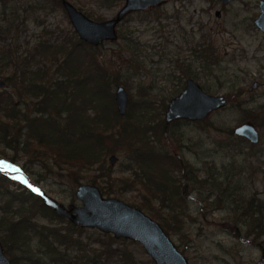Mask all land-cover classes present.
I'll list each match as a JSON object with an SVG mask.
<instances>
[{"label": "rangeland", "instance_id": "rangeland-1", "mask_svg": "<svg viewBox=\"0 0 264 264\" xmlns=\"http://www.w3.org/2000/svg\"><path fill=\"white\" fill-rule=\"evenodd\" d=\"M40 1L47 3L39 7ZM68 1L96 21L113 18L123 3L115 0ZM257 2L235 0L222 5L216 0H168L162 6L128 15L117 26V39L104 41L95 50L96 60L109 80H118L126 90L127 111L132 104L131 115L140 117L144 124L164 121L168 101L182 91L187 78L194 79L205 92L221 94L228 99L226 107L213 112L203 122L182 120L167 124L165 134L146 133L156 150H166L194 169L195 181L187 187L188 195L177 188L173 196L181 219L172 221V230L168 234L190 264H255L259 260V251L252 244L251 236L246 235L245 226L234 219L243 199L264 200V34L252 24L258 13ZM50 6L49 0H13L7 4L4 15L0 14V19L3 16L6 23L13 21L17 28L4 39L0 32V44H8L14 50V56H19L14 60L17 65L24 52H32L39 40L61 39L65 33L74 31L66 13L59 7ZM1 7L0 4V11ZM203 43L214 48L217 57L214 64L207 58V53L200 56L203 47L199 45ZM62 59L59 57L56 62L47 63L49 82L57 77L56 67ZM12 70V66H6L0 79L4 80ZM110 84L114 96L117 85ZM254 84L257 85L254 87ZM3 91L11 94L14 100L19 99L12 85L6 83L0 88V92ZM38 99L28 96L24 113L33 116L31 113ZM87 112L93 114L91 109ZM243 122L253 124L259 132L260 141L253 148L233 132L228 134ZM20 154L15 155L11 149L0 146V185L3 183L0 191L7 189L10 195H21L27 200L24 206L31 205L34 212L40 209L41 201L23 186L22 178L30 180L65 206L80 204L75 196L80 184L99 187L100 183H106L101 179L100 183H91V176L99 174L97 165L81 171V175L74 178L67 167H54L51 173L40 162L29 163ZM112 154L118 158L114 165L108 160ZM112 154L106 156L104 165L111 167L113 181L110 183L113 190L118 191L124 186L123 179L134 174L127 167L131 149L122 143ZM173 174L179 176L177 170ZM111 197L134 206L141 202L142 193L139 188H134ZM8 200L0 193V219L5 214L1 207ZM38 214L40 216L34 219L37 225L71 227L65 218H56L48 211L42 210ZM5 216L10 220L18 218V214L11 211ZM232 224L239 227L241 238L234 237L226 229ZM1 225L0 242L7 258L16 264H37L35 260L49 264L51 257L41 253L42 248L34 235L28 234L26 240H20L17 246L14 244V249L12 246L10 249L3 239L9 224L3 222ZM82 229L84 241L88 237L96 241L112 236L96 229ZM112 238V248L130 252L140 264L152 262L138 242ZM91 243L92 247H98L97 242ZM60 253L64 254L61 258L64 263L77 264L74 251H64L62 247Z\"/></svg>", "mask_w": 264, "mask_h": 264}, {"label": "trees", "instance_id": "trees-1", "mask_svg": "<svg viewBox=\"0 0 264 264\" xmlns=\"http://www.w3.org/2000/svg\"><path fill=\"white\" fill-rule=\"evenodd\" d=\"M11 1L13 0H0L1 15H4V10ZM49 1L50 8L59 7L64 11L61 0ZM46 3L40 1L39 7ZM1 18L0 32L3 34L1 39H4L11 36L17 28L13 21L6 23L7 19L3 16ZM97 46L81 41L72 31L65 33L61 39L39 40L32 52H24L21 63L17 65L14 60L19 56H14V50L8 44H0V77L6 66H12L13 70L5 77L4 82L16 89L19 98L16 101L11 94L0 92V146L11 149L15 155L21 152L20 155L25 156L29 163L40 162L51 173L54 172V167H67L74 178H78L81 171L97 165L99 174L90 179L93 184L100 183L99 179L106 182L100 183L98 187L105 197L139 188L142 199L133 207L147 213L169 234L172 221L181 219L173 196L177 188L188 195L187 187L195 181L194 169L170 152L156 150L153 142L146 136L147 132L154 136L165 134L168 125L163 119L155 125L144 124L140 117L131 115L134 110L132 104L124 117L118 114L110 83L118 86L119 81L109 80L105 69L97 62ZM199 46L203 47L201 57L207 53L210 62H216L217 57L210 44L203 43ZM207 50L209 51L206 52ZM59 57L63 59L56 67L58 75L49 82L46 65L56 62ZM28 96L39 97L34 104L36 107L30 112L33 116H28L23 111ZM88 109L93 110L92 115L87 114ZM178 122L180 121L174 123ZM228 134L232 135V131H228ZM122 143L131 149L127 167L134 174L131 178L123 179L124 186L114 191L110 183L113 181L111 167L104 163L106 156L114 153ZM249 145L253 148L256 144ZM175 170L179 172V176L173 174ZM2 185L3 183L0 187ZM6 190L0 191L9 198L5 206L1 207L3 213L11 211L18 214L16 219H7L5 214L0 219V228L3 222L9 224L5 230L7 234L3 236L7 244L16 245L20 240L27 239L26 233H31L37 238L42 248L41 253L51 257L49 264H68L61 260L64 256L60 253L62 247L64 251L70 249L75 252L74 260L77 264H140L130 252L112 248V236L96 241H91L88 237L84 241L81 238L83 229L73 226L69 221L70 228L37 225L34 219L40 216L38 213L42 210L56 218L63 217L42 204L38 212H34L31 205L24 206L27 201L24 197L13 193L10 195ZM155 201H158L157 204ZM238 206L234 219L243 223L246 235L251 236L252 244L259 251V260L255 264H264V200L250 197L243 199ZM226 229L234 237L241 238L237 225H228ZM73 231L78 232L75 234ZM91 242H97L98 247H92ZM35 263L40 264L37 260Z\"/></svg>", "mask_w": 264, "mask_h": 264}, {"label": "water", "instance_id": "water-1", "mask_svg": "<svg viewBox=\"0 0 264 264\" xmlns=\"http://www.w3.org/2000/svg\"><path fill=\"white\" fill-rule=\"evenodd\" d=\"M163 1L165 0H125L113 18L103 21L89 18L68 0H62L61 3L78 38L89 45L97 46L104 41L117 39V25L128 14L151 8ZM219 1L227 3L231 0ZM259 10L253 24L264 32V0L260 1ZM4 86V80L0 79V88ZM114 103L118 114L125 116L129 98L120 85L115 89ZM227 104L228 100L224 95L209 94L194 79L187 78L182 91L168 101L164 121L166 124L178 120L201 121ZM232 132L251 144H258L260 141L259 132L251 123H240ZM117 159L114 154L108 157L111 165ZM22 183L33 195L40 198L44 206L76 227L96 229L111 234L116 239L138 242L154 264H190L156 220L120 199L103 196L96 185L80 184L75 192L80 204L65 206L30 180L22 178ZM0 264H11L4 254L1 242Z\"/></svg>", "mask_w": 264, "mask_h": 264}, {"label": "flooded vegetation", "instance_id": "flooded-vegetation-1", "mask_svg": "<svg viewBox=\"0 0 264 264\" xmlns=\"http://www.w3.org/2000/svg\"><path fill=\"white\" fill-rule=\"evenodd\" d=\"M62 1V0H61ZM115 1H122L123 3H122V5L124 4V1L125 0H115ZM168 0H165V1H163L161 4H158V5H156V6H153V7H151V8H147V9H145V10H140V11H134V12H132V13H130V14H128V15H131V14H133V13H140V12H144V11H148V10H151V9H153V8H156V7H159V6H162L163 4H165L166 2H167ZM217 2H219L220 4H222V5H227V4H230V3H232L233 1H235V0H231V1H229V2H227V3H223V2H221V1H219V0H216ZM260 1L261 0H258V2H257V7H258V13H257V15L252 19V24H253V21L258 17V15H259V13H260V10H259V4H260ZM122 7V6H121ZM120 7V8H121ZM119 8V9H120ZM127 15V16H128ZM126 16V17H127ZM125 17V18H126ZM124 18V19H125ZM123 21V20H122ZM121 21V22H122ZM254 25V24H253ZM255 26V25H254ZM255 28H256V26H255ZM257 29V28H256ZM257 30H259V29H257ZM260 32H262L263 34H264V32L263 31H261V30H259ZM201 54V53H200ZM201 56V55H200ZM186 81V80H185ZM257 84H254V87L256 86ZM228 100V99H227ZM212 114V113H211ZM210 114V115H211ZM209 115V116H210ZM208 116V117H209ZM208 117H206L205 119H207ZM205 119H203V120H201V121H196V122H203V121H205ZM171 123H173V122H171ZM166 124V123H165ZM197 177V176H196ZM0 230H3L2 229V226H1V228H0ZM29 233H26L25 235H28ZM2 244V243H1ZM8 245V247L11 249V246H12V248L14 249L15 247H14V245H10V244H7ZM2 247H3V245H2ZM6 247V249L8 250V248H7V246H5ZM3 250H4V247H3ZM5 254V253H4ZM6 256V255H5ZM9 259V258H8ZM9 261L11 262V264H16V262H14V261H11L10 259H9Z\"/></svg>", "mask_w": 264, "mask_h": 264}]
</instances>
